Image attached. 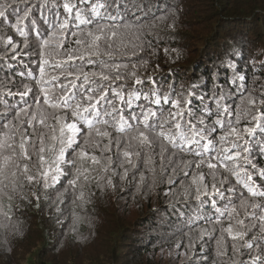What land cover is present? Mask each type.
<instances>
[{
    "label": "snow or ice",
    "instance_id": "snow-or-ice-1",
    "mask_svg": "<svg viewBox=\"0 0 264 264\" xmlns=\"http://www.w3.org/2000/svg\"><path fill=\"white\" fill-rule=\"evenodd\" d=\"M155 8L145 0H0V24L20 38L0 32V226L17 231L16 210L34 201L39 207L56 185L63 189L58 200L71 193L73 205L82 206L93 188L114 190V178L125 181L131 171L134 179L141 166L155 173L158 164L161 174L171 172L169 186L179 183L185 200L196 203L188 232L176 228V249L188 236L193 255L194 240L201 241L193 264H264V83L257 58L251 86L228 63L236 91H213L214 108L196 96L195 83L162 92L152 76L141 75L148 62L134 59L151 47L146 36L156 22L175 17L157 16ZM258 64L264 75V51ZM200 221L207 226L194 227ZM211 241L214 249L206 251ZM246 252L250 259H241Z\"/></svg>",
    "mask_w": 264,
    "mask_h": 264
},
{
    "label": "trees",
    "instance_id": "trees-1",
    "mask_svg": "<svg viewBox=\"0 0 264 264\" xmlns=\"http://www.w3.org/2000/svg\"><path fill=\"white\" fill-rule=\"evenodd\" d=\"M194 1L197 5L200 0H185V3L188 2L190 10L184 13L182 11L186 8L184 0H145L146 3L150 2L152 5H156L154 10L157 16L174 12L175 17L181 12H183V15L195 13V6H192ZM208 2L212 4V14H217L219 21L224 22L217 26V31L214 34L209 36L212 37L207 47L201 46L202 53L200 55L198 53L191 58H198L197 61L190 63L191 59L189 61L188 54L191 53L193 47V51L195 50L198 42L194 45L195 41L191 39L190 30L187 34L181 33L184 29L188 30V26L191 27V24L179 23L175 19V29L173 30L170 25L174 17L171 15L163 22H156L157 26L151 30L150 35L146 36V40L151 41V47L146 46L145 51L140 52L138 57L134 59L139 60L142 58L148 62L147 73L141 70V75L152 76L156 81V86L160 87L162 92L167 90L170 84L179 91L182 86L187 87L189 84L195 83L197 84V88L194 90L196 96L203 95L209 107L214 108V103L211 102L213 91L220 92L224 90L232 93L236 91L235 85L231 83L233 71L228 66L229 62L236 65L237 73L243 72L246 75V83L251 86V74L254 71L251 60L256 57L257 68L255 71L257 76H260L259 82L264 83V75L259 71L258 64L260 53L264 51V0H208ZM23 7L24 5L21 4L20 8L23 9ZM10 19L14 22V17H10ZM0 32L13 35L15 40L20 39L14 31L6 28L3 24H0ZM250 33L255 39L246 37ZM165 49L168 51L165 52ZM226 103L231 104L232 101L228 100ZM193 105L197 111L200 110L201 105L198 99L193 98ZM119 171L123 170L119 169ZM140 172H143L145 176L143 184L139 182ZM169 175H171L170 171L161 174L158 164L155 173L141 166L134 179L131 171L125 181H120L118 177L114 178L117 185L114 190L100 191L93 188L96 194L91 197L90 203L82 206L79 201L76 205H73L71 193L66 194L65 198L63 197L57 203L58 205L50 201H40V206L37 207L34 201L33 204L29 205L28 214L24 217H19V208L16 210L12 223L18 224L19 229L17 231H13L11 227L0 226V234L25 238L27 234L21 233L29 231L27 218L31 222L32 216H35L34 226L36 227L37 224L40 227L43 238L45 236L43 222L47 223L49 220H53V227L50 224L49 228L46 229L49 233L55 231V224L59 223V227L62 229L63 223L67 222L65 228H63L64 232H67L64 243L55 247L54 252L63 249L66 244L80 247L97 244V229L100 221L109 215L112 216L113 210L118 208L121 210V200H124L125 209L130 206H137V211L140 212L135 217V222H138L136 227L131 235L129 233L125 237V240H130L133 252H137L138 256H144L149 253L155 255L160 250H166L167 253H176L175 258L171 261L173 264L199 262L201 241L194 240L195 255H193L192 250L186 248L188 236L183 237L184 246L180 249L175 248V243L181 238V234L176 232V228L180 227L183 228L184 232H188L184 224L189 217L196 214V203L192 199L185 200L182 195L183 187L179 183L169 186ZM57 190L63 191L60 185H56L54 189H49L48 192H58ZM41 199H43L42 195ZM65 203H67V206L64 205ZM204 211L207 212L208 209L206 208ZM74 213L84 220H91V222L78 227L71 226L70 222L71 218L74 219ZM5 223L4 218L0 216V225ZM116 223H118V218L112 221L109 226L114 227ZM116 225L118 229L122 227V225ZM200 226L207 225L200 221L194 227L198 228ZM192 235L195 236L196 233L194 232ZM205 240H207V237H205ZM116 242L118 241L116 240ZM213 249L214 241L208 242L206 251H212ZM117 250H119L118 243ZM185 251L191 257L190 260L183 255ZM177 252L181 255H177ZM114 253L117 254L118 252L113 251ZM252 255H255L254 251ZM241 259L249 260L250 256L246 252ZM4 260L5 262L9 261L8 258H4ZM35 263L36 261L32 264ZM40 264L47 263L41 261ZM161 264L165 263L161 262Z\"/></svg>",
    "mask_w": 264,
    "mask_h": 264
},
{
    "label": "rangeland",
    "instance_id": "rangeland-1",
    "mask_svg": "<svg viewBox=\"0 0 264 264\" xmlns=\"http://www.w3.org/2000/svg\"><path fill=\"white\" fill-rule=\"evenodd\" d=\"M208 0H200L196 5L195 1L192 2V6L196 9L193 14L183 15V12L187 13L190 8L188 2L185 3L186 8L181 13L176 15L173 19L177 22L189 23L188 30L181 31L183 34H187L190 30L191 39L195 41L194 45L198 42L195 50H191L188 54L189 61L195 57L198 53H202L201 46L207 47L211 37L217 31V26L224 21H219L217 14H212L211 2ZM183 3V2H182ZM171 20V19H169ZM222 20V19H221ZM187 21V22H186ZM234 31V30H232ZM246 34V33H245ZM251 39L255 37L250 33L246 35ZM205 44V45H204ZM211 49V48H210ZM198 55V57H199ZM198 58L191 59L190 63L197 61ZM58 192L49 191L47 198L42 194L43 202H52L54 204L59 203ZM65 198V196H64ZM120 202V200H119ZM58 205V204H57ZM67 206V203L64 204ZM29 205H25L23 208H19V217H24L28 214ZM124 200H121V210H113L112 216H108L100 221L97 229L98 239L97 244H91L85 247L77 245L66 244V246L54 252L55 247L62 245L67 232H64L67 222L63 223L62 229L59 227V223L55 224V231L49 233L46 229L49 225H54L53 220H49L47 223L43 222V229L45 230V236L42 237L40 227L34 226L35 216H32L31 222L27 218L28 232H22L21 234H27L24 238L22 236L3 235L0 234V264H40L41 261L47 264H173L172 259L175 258L176 253H167L166 250H160L155 255L149 253L147 255L138 256L137 252H133L131 249L130 240H125L126 235H131L133 229L136 227L135 217L140 212L137 211V206H130L125 209ZM74 216V215H73ZM118 218L119 225H122L118 229L115 224L114 227L109 226L112 221ZM91 220L80 218L78 221H74L71 218V226L78 227L90 223ZM11 234V233H10ZM54 239H57L56 241ZM116 240L118 242H116ZM127 241V242H125ZM95 242V243H96ZM117 243L119 244V250H117ZM114 252H118L117 254ZM47 254V255H46ZM4 258H8L9 261L5 262Z\"/></svg>",
    "mask_w": 264,
    "mask_h": 264
}]
</instances>
